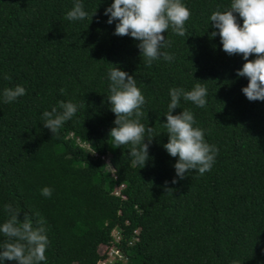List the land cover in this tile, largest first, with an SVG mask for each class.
<instances>
[{
	"label": "trees",
	"instance_id": "obj_1",
	"mask_svg": "<svg viewBox=\"0 0 264 264\" xmlns=\"http://www.w3.org/2000/svg\"><path fill=\"white\" fill-rule=\"evenodd\" d=\"M74 2L0 0V93L26 89L12 103L0 96V223L7 203L21 209L20 219L25 212L34 222L42 217L49 240L42 264H97L114 228L128 259L112 264H264V101L242 92V55H228L219 35H209L218 32L211 13L231 0H183L191 11L187 34L163 33L172 46L162 51L174 59L151 67L139 42L115 35L117 21L107 23L113 0H82L89 17L96 10L92 20L69 21ZM115 65L136 79L146 99L142 122L159 134L142 168L132 163L129 146L114 148L109 138L115 114L108 70ZM197 82L208 90L207 106L181 98L173 114L190 109L218 154L210 171L181 180L178 157L163 147V124L169 90ZM60 100L85 106L53 136L41 115ZM44 187L50 197L41 194Z\"/></svg>",
	"mask_w": 264,
	"mask_h": 264
},
{
	"label": "clouds",
	"instance_id": "obj_2",
	"mask_svg": "<svg viewBox=\"0 0 264 264\" xmlns=\"http://www.w3.org/2000/svg\"><path fill=\"white\" fill-rule=\"evenodd\" d=\"M96 10L89 17L84 10L82 0H75L73 7L66 13L69 21L92 20ZM236 13L242 19L240 24ZM107 23L115 24L114 34L130 36L138 41L137 47L147 67L153 61L163 59L171 62L174 55L162 51L170 48L172 41L166 39L163 33L171 31L181 37L187 34L186 22L191 17V11L183 0H113L105 9ZM213 30L210 38L219 35L222 48L228 55H242L245 63L237 70V76L247 77V86L242 92L249 101H264V0H231L223 11L219 6L209 17ZM255 59H249L250 56ZM114 65V64H113ZM110 80L107 101L115 114L114 124L109 132L111 145L115 147L129 146V156L134 165L144 167L149 160V146L153 138L158 136L154 127L145 125L143 106L145 96L137 86L136 79L126 71L114 66L108 70ZM5 79H11L5 76ZM61 93L65 89H60ZM26 94L22 85L5 87L0 93L4 103H12ZM170 103L165 114L168 141L163 145L172 157H178L174 165L176 177L184 179L186 174L197 171L200 175L210 171L215 163L218 148L205 139L204 129L196 126V118L190 109L173 114V110L181 107V98L190 101L199 108L207 106L208 90L197 82L191 90L174 87L169 90ZM84 103L77 104L60 100L51 110H44L41 115L44 127L54 135H58L63 125L71 120ZM147 137V142H145ZM172 183H177L174 178ZM166 192L172 188L167 187ZM41 194L50 197L52 189L44 187ZM7 219L0 223V264L4 261H14L16 264H42L46 262V250L49 244L45 221L41 217L35 222L28 213L20 219L21 209L11 203L4 205ZM231 264H240L233 260Z\"/></svg>",
	"mask_w": 264,
	"mask_h": 264
},
{
	"label": "built area",
	"instance_id": "obj_3",
	"mask_svg": "<svg viewBox=\"0 0 264 264\" xmlns=\"http://www.w3.org/2000/svg\"><path fill=\"white\" fill-rule=\"evenodd\" d=\"M114 193L120 194L119 192H114ZM121 196H124V195L121 194ZM112 236H113V231H112ZM119 239H120V235H119ZM116 243L114 242V237H113V240L110 244H102L100 246L101 257L97 261V264H112L115 259H123V260L128 259V256L122 253V251L120 250V248L117 246ZM108 254H112V256H114L113 259L108 258L109 257Z\"/></svg>",
	"mask_w": 264,
	"mask_h": 264
},
{
	"label": "rangeland",
	"instance_id": "obj_4",
	"mask_svg": "<svg viewBox=\"0 0 264 264\" xmlns=\"http://www.w3.org/2000/svg\"><path fill=\"white\" fill-rule=\"evenodd\" d=\"M81 144L82 145H84V146H86V143L85 142H81ZM110 167H111V165H110ZM113 169V168H112ZM111 176H113V174L111 175ZM121 185H119V186H115L114 187V189H113V192H119V187H120ZM119 232H118V229L117 228H114V230H113V237H114V242L116 243L117 241H118V239H119ZM103 250H104V248H103ZM108 258H110V259H113V257L114 256H112V254H108Z\"/></svg>",
	"mask_w": 264,
	"mask_h": 264
}]
</instances>
